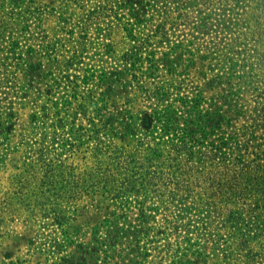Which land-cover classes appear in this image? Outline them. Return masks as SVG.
I'll return each instance as SVG.
<instances>
[{
  "label": "rangeland",
  "instance_id": "374dc122",
  "mask_svg": "<svg viewBox=\"0 0 264 264\" xmlns=\"http://www.w3.org/2000/svg\"><path fill=\"white\" fill-rule=\"evenodd\" d=\"M0 264H264V0H0Z\"/></svg>",
  "mask_w": 264,
  "mask_h": 264
},
{
  "label": "trees",
  "instance_id": "16d2710c",
  "mask_svg": "<svg viewBox=\"0 0 264 264\" xmlns=\"http://www.w3.org/2000/svg\"><path fill=\"white\" fill-rule=\"evenodd\" d=\"M144 187H140V188H137L138 190H141V189H143ZM137 189H134V191L135 190H137ZM129 190H131V189H129ZM125 191H128V189L127 190H125Z\"/></svg>",
  "mask_w": 264,
  "mask_h": 264
}]
</instances>
